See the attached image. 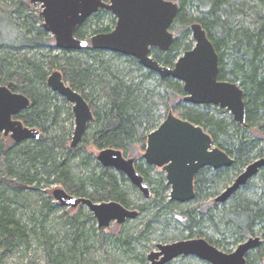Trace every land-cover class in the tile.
<instances>
[{"label":"trees","instance_id":"obj_1","mask_svg":"<svg viewBox=\"0 0 264 264\" xmlns=\"http://www.w3.org/2000/svg\"><path fill=\"white\" fill-rule=\"evenodd\" d=\"M176 1L179 2L180 9L174 24L179 36L175 37L167 54L153 56L164 65L173 66L180 47L184 45L185 51L191 48L188 42L182 44L180 39L189 40L191 24L200 22L219 53L220 79L235 81L244 90L247 109L244 124L235 121L233 116L231 119L223 116L222 112H227L225 108L220 107L217 112L211 109L212 106L219 107L218 105L186 102L183 83L173 77L159 76L164 94L151 89L144 80L121 77L122 69L121 73L119 68L115 71L109 61L94 55L102 50L92 47L82 50L91 51L93 60L49 54L43 61H47L51 67L60 68L65 80L91 104L94 119L88 124L87 131L91 130L88 136L99 149L114 147L135 153L139 145L145 150L148 133L159 126L170 110L201 125L211 134L214 143L234 158L231 166L219 169L205 167L197 173L195 198L214 196L231 180L233 170L246 166L256 156L264 157V18L257 17L256 29L233 24L231 18L238 12L250 14L251 6L243 0ZM258 1L264 5V0ZM22 5L20 0L18 6ZM194 7L201 9L204 15L196 17L192 10ZM36 18L42 20L41 16ZM19 22L20 19L7 18L5 23L9 34L4 38L5 33L0 31V37L3 35L4 38L0 40V47L9 45L15 51L45 45L55 48L49 41V34L36 29L34 24H28V32L19 31L15 34L13 28ZM109 30L110 26L99 28V31ZM76 34L87 36V24L80 25ZM9 55L4 51L0 52V82L31 99V106L22 110L18 118L28 126L38 127L43 134L34 139L29 147H22L20 144L23 141L14 142L11 147L4 142L0 145V260L15 248L27 246L32 235H39L38 227L44 231L47 217L58 207L57 202H45L40 213H33L29 218V214L19 210L21 206H28L26 191L39 187L43 181L60 183L71 194L89 197L96 202L115 200L126 207L132 204L126 189L129 178L125 173L101 165L91 154H85L82 146L78 147L79 144L67 149L65 139L70 135L69 131L64 130L63 136L49 134L53 126L58 125L56 123L61 107L55 102L59 93L48 86V73L42 64L23 55L18 58L19 62L14 61L12 58L16 57ZM129 57L138 66L144 67L136 58ZM155 75L159 74L147 69L148 77ZM102 76L105 78H101ZM93 94L104 99L102 106L97 107L89 100L88 95L92 97ZM136 167L148 184L154 185L151 188L152 200L137 205L142 212L150 207L155 208L146 226L149 228L153 222L163 220L160 217L162 209H165L162 210L164 213H173L182 204L170 199V186L164 173L153 177V166L147 162H136ZM258 174L261 178L260 186L253 189L255 185L249 189V181L244 190H241L242 186L232 195L233 199L227 205L220 207V202L214 204L215 208L220 207L221 215L213 212L209 204L204 207L203 212L197 210L200 206H194L188 211L175 214L191 233L198 231L199 237H205L215 245L220 243L218 240L226 239L206 237L203 229L207 219L214 223L217 231L223 229L221 226L230 230L233 240H241L256 233L261 234L264 240V167ZM70 223L73 226L79 225L78 217L73 216ZM88 238L83 228L73 232L68 238L70 241L65 242V247L55 246V240L47 238L44 242L50 261L52 264L75 263L79 255L88 251L90 246L83 243ZM121 241L128 243V240ZM246 258L248 264H256V259L264 260V244L257 247L255 258L249 254Z\"/></svg>","mask_w":264,"mask_h":264},{"label":"water","instance_id":"obj_2","mask_svg":"<svg viewBox=\"0 0 264 264\" xmlns=\"http://www.w3.org/2000/svg\"><path fill=\"white\" fill-rule=\"evenodd\" d=\"M42 7L45 31L55 37L57 48L81 50L89 46L87 39L74 35L75 28L89 16L105 8L117 16L113 30L91 37V46L97 50L121 53L136 58L145 68L162 78L173 77L183 83L185 101L196 105L215 104L228 109L233 119L246 122L247 109L244 90L239 83L219 77V53L206 29L198 21L190 26L195 44L180 55L173 66L164 65L151 54L152 48L169 51L175 40L172 26L180 9L176 0H31ZM51 90L58 92L73 104L75 129L71 146L76 147L84 137L87 126L94 118L91 105L78 90L63 78L61 70H54L47 78ZM31 106L24 93L0 85V133L10 135L17 143L38 139L41 131L30 127L16 116ZM144 159L150 165L162 167L170 199L181 203L196 196L195 177L204 167H228L234 158L214 144L211 134L201 125L182 118L170 110L158 127L148 133ZM105 167H113L127 175L143 194L150 198L152 190L136 167V159L128 157L120 148L107 147L97 156ZM264 166V157L257 158L236 177L217 197L225 202L232 194L257 174ZM53 196L61 205H87L100 227L112 221L123 223L136 218L137 209L110 200L96 202L89 197L76 196L64 187H56ZM262 243L260 236H251L232 252H226L205 237L159 243L157 250L148 254L149 264H167L179 256L195 255L210 264H248L246 255Z\"/></svg>","mask_w":264,"mask_h":264},{"label":"rangeland","instance_id":"obj_3","mask_svg":"<svg viewBox=\"0 0 264 264\" xmlns=\"http://www.w3.org/2000/svg\"><path fill=\"white\" fill-rule=\"evenodd\" d=\"M20 0H0V31L6 34L8 33V28H6V20L7 18H17L20 19V24L13 28L14 33H18L19 31L28 32V24H34L36 29L41 30L47 34L43 28V18L42 20L36 18L40 16L41 5L34 4L31 0H21L23 5L18 6ZM247 2L251 9L249 10V15H244L242 13H237L235 17L231 18L233 24L245 25L249 26L252 29H256L258 22L257 17L263 16L264 18V5L258 0H243ZM193 14L196 17H201L204 15L203 11L199 8L194 7ZM102 19L100 20L98 17L93 16L94 18L91 20L88 26V39L95 34L96 31L103 26L113 27V24L117 21V16L109 10L102 11L101 14ZM264 20V19H263ZM172 31L174 32L175 37L179 36L178 28L175 24L172 26ZM191 30V29H190ZM35 31V30H34ZM49 41L51 45H54L55 48H50L51 46L45 45L41 48H27L23 50L15 51L13 47L9 45H4L0 47V52L4 51V53L10 54L12 57H16L12 60L18 61V58H22V55L30 58L36 62H40L42 66L46 69L48 76L54 70H60V68L51 67L47 61H43L46 55L58 54L60 56L70 55L85 59H92L93 54L91 51H73V52H61L55 45L54 36L49 34ZM8 37V35L4 36V38ZM3 35H1L0 40L4 39ZM181 43H189L191 47L195 44V39L192 36V33L189 35V40L180 39ZM185 52L184 45L180 47L177 51L176 55L179 57ZM152 55H165L167 52L162 51L159 48L151 49ZM9 55V56H10ZM95 56L99 55V58H104L111 63L112 69L117 70L119 68L120 73L121 69L122 74L121 77L128 78V80L135 79V81L144 80L145 83L148 84L151 89H155L156 92H161L164 94L163 88L161 86L160 81L158 80V76H147V69L145 67L141 68L138 66L135 61H133L128 55H119L116 52L102 50L101 52H95ZM45 62V63H42ZM119 73V74H120ZM105 74L103 73V76ZM101 78H105V77ZM108 77V76H106ZM0 84H2L0 82ZM89 100L92 103L99 107L103 105L104 99L100 98L98 94L88 95ZM55 102L60 105L61 114L59 119L53 128L51 129L49 134H58L59 136H63V132L69 131L70 135L66 136V148L71 149L72 137L75 129V117L73 113V104L69 102L62 95H58ZM215 112L220 111V107L212 106L211 108ZM226 109V108H225ZM227 112H222V115L231 119L233 116L232 113L226 109ZM91 124V122H90ZM93 124V123H92ZM68 132V133H69ZM91 130L86 132L83 140L79 143V146H82V150L85 154H91L98 163L99 160L97 158L98 153L101 149L95 147L91 142V137L88 136ZM43 134V132L41 133ZM41 136V135H40ZM34 139H26L20 145L23 146H31L33 144ZM4 142L7 146H14L15 140L10 135H5L4 133H0V145ZM145 150H142L139 145L137 146L136 152L131 153L129 151L125 152L128 157H134L136 162H146L143 157ZM261 156L254 157L250 162ZM78 163V161H76ZM153 166L152 176L156 177L159 173H164L162 167ZM246 166H243L241 169L233 170L231 175V180L224 186H222L217 194L214 196L195 198L191 201L181 203L182 206L179 209H175L173 213H164L165 209H162L160 212L161 221L153 222L149 228H147V223L149 222L152 214L155 212V208L150 207L146 211L142 212L139 210L137 205L151 201V198H147L143 192L135 186L129 179V182L126 184V189L129 193V197L132 200V204L129 206L131 209H137L139 214L136 218L127 219L123 223H118L116 221H112L109 226L100 227L98 224L97 218L94 216L89 207L85 204L71 207V206H63L53 196V191L56 187H63L62 184L56 182H42L39 187L35 186V188L29 189L26 191L27 194V207H22L19 209L23 213L29 214L32 216L33 213H40L41 208L44 206L45 202L53 201L58 203V207L54 212L49 214L45 222V229L42 231L40 227L39 235H32L30 238V242L27 246H19L11 251L5 258L0 260V264H52L50 261L46 244L44 240L49 237H52V240H55V246L61 245L65 247V242H68V238L73 234L75 230L78 228L84 230L85 234L89 237L88 241H83L86 245L90 246L88 251L84 253L82 256L79 255L77 261L73 264H149L148 254L157 250V245L159 243H171L174 241L188 239V238H196L198 236L197 232L191 233L188 229H186L183 221L178 219L177 213L185 212L191 209L194 206H200L197 210L200 212L204 211V207L206 205H210L214 211L217 212L218 215H221V211L219 208L224 204H228L233 199V196L229 198L228 201L223 203H218L219 208H215L214 204H217L215 198L218 194H220L229 184H231L234 179L245 169ZM249 189L257 188L261 185V178L259 174L255 175L250 180ZM150 188H153V184H149ZM245 186V185H244ZM244 186L241 190H244ZM203 205V206H202ZM215 208V209H214ZM176 213V214H175ZM73 216L78 217L79 225L73 226L70 223V219ZM205 223V227L203 231L206 233V237H213L215 239H222L223 237L226 240H218L219 244H216L220 249L226 252H232L237 248V246L248 239L249 236L242 238L241 240H233L231 237L232 232L228 229H223L221 231H217L214 227V223L210 222L209 219ZM219 223V219H217ZM204 233V234H205ZM255 235H259L262 238V244H264V240L261 234L256 233ZM121 240H128V243H123ZM261 244V245H262ZM85 245V246H86ZM257 253V248L252 249L248 254L255 258V254ZM256 264H264V260L256 259ZM167 264H210L209 262L200 259L195 255H186L179 256Z\"/></svg>","mask_w":264,"mask_h":264},{"label":"flooded vegetation","instance_id":"obj_4","mask_svg":"<svg viewBox=\"0 0 264 264\" xmlns=\"http://www.w3.org/2000/svg\"><path fill=\"white\" fill-rule=\"evenodd\" d=\"M41 9H42V7H41ZM101 10H102V11H105V10H107V9H105V8H100L98 11H96V12L93 13L91 16H89V17H88L83 23H81L80 25L86 23V24H87V28H88L89 23H90L91 20L93 19V16L98 17V18L101 20V19H102V16L100 15V13L102 12ZM41 11H42V10H41ZM41 11H40V16H41V18H43V16L41 15ZM109 11H110V10H109ZM0 13H1V11H0ZM97 14H98V15H97ZM99 15H100V16H99ZM43 23H44V18H43ZM116 23H117V21L113 24V27H110V30H109V31H111V30H113V29L115 28ZM80 25H78V26L75 28L74 35H75L77 38H80V39H87V40L89 41V46H88V47H92V46H91V37H92L94 34H92V36L90 37V39H88V35H87V36H82V37H81V36H77L76 31H77V28H78ZM43 28H44V27H43ZM109 31H99V29H98L97 32H96L95 34L100 33V32H109ZM48 34H51V33L48 32ZM51 35H52V34H51ZM54 39H55V37H54ZM55 43H56V41H55ZM88 47H86V48H88ZM86 48H84V49H86ZM58 50L61 51V52H71V51L73 52V51H82L83 49H81V50H73V49L68 50V49L58 48ZM165 52H167V51H165ZM146 69H147V68H146ZM61 72H62V71H61ZM62 74H63V73H62ZM157 74H158V73H157ZM159 76H160V75H159ZM63 78H64V76H63ZM64 80H65V78H64ZM65 81H66V80H65ZM66 82H67V81H66ZM67 83H68V82H67ZM68 84L71 85L70 83H68ZM0 85H7V84H0ZM7 86H9V85H7ZM71 86H72V85H71ZM9 87H10V86H9ZM72 87H73V86H72ZM10 88H11V87H10ZM73 88H74V87H73ZM11 89H12V88H11ZM74 89H75V88H74ZM12 90H13V89H12ZM14 91H15V90H14ZM18 92H19V91H18ZM79 92H80V91H79ZM80 93H81V92H80ZM59 95H60V94H59ZM83 96H84V95H83ZM86 100H87V99H86ZM87 101H88V100H87ZM31 104H32V102H31ZM89 104H90V103H89ZM90 105H91V104H90ZM91 108H92V106H91ZM92 110H93V108H92ZM93 112H94V110H93ZM16 117L18 118V115H17ZM19 119H20V118H19ZM93 119H94V118H93ZM91 121H92V120H91ZM91 121H90V122H91ZM90 122H89V123H90ZM23 123H24V122H23ZM25 125H26V124H25ZM27 126H28V125H27ZM87 127H88V126H87ZM86 131H87V130H86ZM85 133H86V132H85ZM84 135H85V134H84ZM83 138H84V137H83ZM214 144H215V143H214ZM215 145H216V144H215ZM124 153H125V152H124ZM125 154H126V153H125ZM259 158H261V157H259ZM255 160H256V159H255ZM252 162H253V161H252ZM250 163H251V162H250ZM250 163H249V164H250ZM247 165H248V164H247ZM247 165H246V166H247ZM263 167H264V166H263ZM263 167H262V168H263ZM204 168H205V167H204ZM262 168H260V170H261ZM202 169H203V168H202ZM213 169H214V168H213ZM218 169H219V168H218ZM260 170H259V171H260ZM199 172H200V171H199ZM258 173H259V172H258ZM258 173H257V174H258ZM257 174H255V175H257ZM255 175H254V176H255ZM165 176H166V174H165ZM254 176H253V177H254ZM253 177H251V178H250V179H249L244 185H246V184H247V183H248ZM234 180H235V179H234ZM146 182H147V181H146ZM166 182H167V179H166ZM147 183H148V182H147ZM229 185H230V184H229ZM229 185H228V186H229ZM244 185H242V186H244ZM228 186H227V187H228ZM242 186H241V187H242ZM227 187H226V188H227ZM241 187H240V188H241ZM226 188H225V189H226ZM240 188H239V189H240ZM225 189H224V190H225ZM239 189H238V190H239ZM170 191H171V187H170ZM236 191H237V190H236ZM236 191H235V192H236ZM235 192H234V193H235ZM234 193H233V194H234ZM233 194H232V195H233ZM218 195H219V194H218ZM218 195H217V196H218ZM169 196H170V192H169ZM217 196H216V197H217ZM194 199H195V198H194ZM215 200H216V198H215ZM228 200H229V199H228ZM226 201H227V200H226ZM216 202H217V201H216ZM220 203H223V202H220ZM252 236H253V235H252ZM255 236H259V235H255ZM249 237H251V236H249ZM249 237H248V238H249ZM260 238H261V236H260ZM261 240H262V238H261Z\"/></svg>","mask_w":264,"mask_h":264},{"label":"bare ground","instance_id":"obj_5","mask_svg":"<svg viewBox=\"0 0 264 264\" xmlns=\"http://www.w3.org/2000/svg\"><path fill=\"white\" fill-rule=\"evenodd\" d=\"M190 103V102H189ZM192 104V103H191ZM30 127H32V126H30ZM34 127V126H33ZM38 128V127H37ZM41 131V130H40ZM1 133H4V132H1ZM41 135V134H40ZM26 140V139H25ZM24 141V140H23ZM16 142V141H15ZM72 147V146H71ZM73 148V147H72ZM101 164V163H100ZM102 165V164H101Z\"/></svg>","mask_w":264,"mask_h":264}]
</instances>
